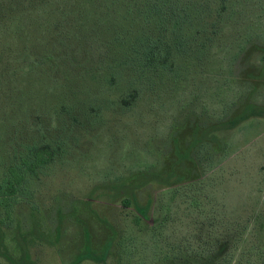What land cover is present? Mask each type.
Returning <instances> with one entry per match:
<instances>
[{
  "label": "trees",
  "instance_id": "16d2710c",
  "mask_svg": "<svg viewBox=\"0 0 264 264\" xmlns=\"http://www.w3.org/2000/svg\"><path fill=\"white\" fill-rule=\"evenodd\" d=\"M101 47H113L116 58L91 56ZM256 51L264 52V0H0V259L7 264H36L26 248L16 258L5 244L16 208L31 201L34 183L69 154L65 136L71 125L66 121L81 116L88 120L89 132V125L102 116L100 105L85 101L71 106L72 115H60L66 103L62 97L56 103L53 94L56 68L58 73L70 63L91 69L88 80L106 87L105 110L109 107L117 114L143 101L149 89L181 76L199 81L201 92L215 83L218 97L223 85L242 81L241 63ZM237 98L216 100L211 110L206 104L200 106L199 113L209 116V125L192 144L190 173L140 174L149 183L179 194L184 184H196L217 169L231 156L233 144L215 147L216 133L264 118V108L256 105L232 115ZM45 103L54 117H61L58 128L50 120L37 126ZM166 129L172 135L177 125ZM137 188L132 183L112 187L126 194L121 204L134 209L135 223L151 224L149 206L140 204ZM192 200L197 204L199 198ZM200 205L203 210L205 204ZM199 218L203 231L214 222L210 228L216 231L206 236L212 242H201L193 259L176 264H264V211L251 212L241 223L234 219L224 231L215 226L217 218ZM117 239L114 232L96 252L86 232L84 249L69 264H109Z\"/></svg>",
  "mask_w": 264,
  "mask_h": 264
},
{
  "label": "rangeland",
  "instance_id": "374dc122",
  "mask_svg": "<svg viewBox=\"0 0 264 264\" xmlns=\"http://www.w3.org/2000/svg\"><path fill=\"white\" fill-rule=\"evenodd\" d=\"M107 43L105 39L104 44ZM110 44L114 45L112 41ZM113 50L101 47L100 52L91 56L112 60L116 58ZM263 57L262 51L247 55L241 63L242 81L223 85L218 97L215 83L204 86L208 88L201 92L199 81L181 76L149 89L143 101L117 114L109 107L105 110L106 87L88 80L87 72L91 69L70 63L58 73L56 68L53 94L56 103L58 97L64 99L67 110L60 115H72L74 112H68L71 106L85 101L100 105L102 116L89 125V132L88 120L83 121L81 116L72 115L76 119L66 121L71 125L65 136L70 152L53 172L34 183L31 201H23L16 208L13 226L5 234L11 255L20 258L21 248H26L36 264H69L84 249L86 232L96 252H101L116 232L118 239L109 264H176L178 260L193 259L201 242H212L206 236L216 231L210 228L214 222L203 231L200 215L217 218L215 226L224 231L234 219L241 223L251 212L264 211L262 117L250 119L231 131L216 133L215 147L233 144L231 156L196 184H184L179 194L149 183L140 174L167 175L175 171L177 176H184L192 171V144L209 125V116L199 113L200 106L206 104L211 110L216 100H235L238 96L233 101L236 107L232 115L241 113L248 105L264 108ZM38 117L40 127L48 120L57 128L62 124L61 117H54L46 103ZM174 122L177 129L168 135L166 126ZM124 183L138 187L137 199L141 205L149 206L147 218L151 224L135 223L134 209L121 204L126 194L112 187ZM193 196L199 198V205L192 200ZM200 203L205 204L203 210ZM0 264L7 263L0 259Z\"/></svg>",
  "mask_w": 264,
  "mask_h": 264
}]
</instances>
